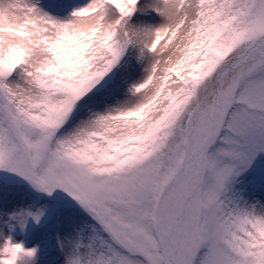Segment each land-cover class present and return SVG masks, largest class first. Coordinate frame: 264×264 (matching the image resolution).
<instances>
[{"label": "snow or ice", "instance_id": "1", "mask_svg": "<svg viewBox=\"0 0 264 264\" xmlns=\"http://www.w3.org/2000/svg\"><path fill=\"white\" fill-rule=\"evenodd\" d=\"M148 9L160 26L131 23ZM129 48L150 56L134 101L67 129ZM259 163L264 0H91L67 22L0 0V170L96 222L65 264H264V204L235 187ZM36 255L0 241V264Z\"/></svg>", "mask_w": 264, "mask_h": 264}, {"label": "rangeland", "instance_id": "2", "mask_svg": "<svg viewBox=\"0 0 264 264\" xmlns=\"http://www.w3.org/2000/svg\"><path fill=\"white\" fill-rule=\"evenodd\" d=\"M45 12L62 22H67L73 11L86 7L91 0H30ZM153 0H141V7ZM134 25L158 27L162 17L148 9L138 11L131 20ZM150 56L141 58L139 49L129 48L120 63L105 76L93 91L82 99L76 108L74 118L67 129L75 127L82 120L94 114H104L117 109L124 101H134L130 89L143 81L149 67ZM15 78V77H14ZM264 163H259L250 173L238 178L236 189L251 203L260 200L264 204V193L253 191L252 182H262ZM31 213L26 227L21 230L7 219L14 212ZM39 216L37 223L33 217ZM96 222L71 197L62 190L51 195L37 191L22 177L0 170V241L10 236L14 242L22 243L26 249H37L32 264H65L66 253L74 250L77 243H92ZM63 245V249L61 247ZM83 253L86 248H81Z\"/></svg>", "mask_w": 264, "mask_h": 264}]
</instances>
